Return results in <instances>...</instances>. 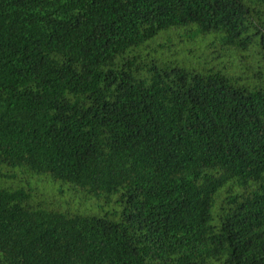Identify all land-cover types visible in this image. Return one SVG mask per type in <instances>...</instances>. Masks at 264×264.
I'll return each instance as SVG.
<instances>
[{"label": "trees", "instance_id": "1", "mask_svg": "<svg viewBox=\"0 0 264 264\" xmlns=\"http://www.w3.org/2000/svg\"><path fill=\"white\" fill-rule=\"evenodd\" d=\"M0 264H264V0H0Z\"/></svg>", "mask_w": 264, "mask_h": 264}]
</instances>
